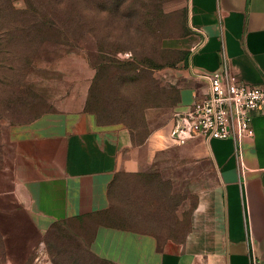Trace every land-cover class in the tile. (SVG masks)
<instances>
[{
  "label": "rangeland",
  "instance_id": "rangeland-1",
  "mask_svg": "<svg viewBox=\"0 0 264 264\" xmlns=\"http://www.w3.org/2000/svg\"><path fill=\"white\" fill-rule=\"evenodd\" d=\"M183 2L0 0V264H131L116 231L159 249L185 241L199 192L217 175L183 145L121 174L112 208L89 222L41 230L12 194L18 129L48 113L82 104L100 123L128 126L137 143L176 123L192 85L178 44L191 32Z\"/></svg>",
  "mask_w": 264,
  "mask_h": 264
},
{
  "label": "crops",
  "instance_id": "crops-1",
  "mask_svg": "<svg viewBox=\"0 0 264 264\" xmlns=\"http://www.w3.org/2000/svg\"><path fill=\"white\" fill-rule=\"evenodd\" d=\"M183 3L191 32L178 44L188 53L190 105L208 89L198 74L219 70L224 60L238 82L264 86V0ZM252 125L254 136L238 141L197 137L178 144L170 123L137 143L128 126L100 123L82 104L61 109L18 129L12 194L41 230L80 223V217L89 222L110 211L121 174L144 172L183 145L211 163L215 184L199 192L180 246L159 249L152 237L116 231L112 236L126 245L129 262L264 264V105Z\"/></svg>",
  "mask_w": 264,
  "mask_h": 264
},
{
  "label": "built area",
  "instance_id": "built-area-1",
  "mask_svg": "<svg viewBox=\"0 0 264 264\" xmlns=\"http://www.w3.org/2000/svg\"><path fill=\"white\" fill-rule=\"evenodd\" d=\"M198 75L208 84L207 92L175 114V141L185 144L197 137L208 141L253 137V117L264 105V86L238 82L226 60L219 70Z\"/></svg>",
  "mask_w": 264,
  "mask_h": 264
},
{
  "label": "trees",
  "instance_id": "trees-1",
  "mask_svg": "<svg viewBox=\"0 0 264 264\" xmlns=\"http://www.w3.org/2000/svg\"><path fill=\"white\" fill-rule=\"evenodd\" d=\"M8 2H9V0H7ZM80 219H81V222H85V219L83 218V217H80Z\"/></svg>",
  "mask_w": 264,
  "mask_h": 264
}]
</instances>
